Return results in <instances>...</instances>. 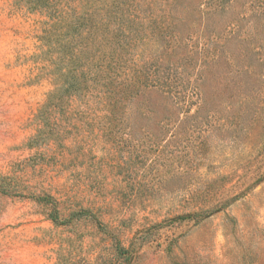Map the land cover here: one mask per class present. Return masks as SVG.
Masks as SVG:
<instances>
[{
    "label": "rangeland",
    "instance_id": "obj_1",
    "mask_svg": "<svg viewBox=\"0 0 264 264\" xmlns=\"http://www.w3.org/2000/svg\"><path fill=\"white\" fill-rule=\"evenodd\" d=\"M115 242L264 264V0H0V264Z\"/></svg>",
    "mask_w": 264,
    "mask_h": 264
},
{
    "label": "trees",
    "instance_id": "obj_2",
    "mask_svg": "<svg viewBox=\"0 0 264 264\" xmlns=\"http://www.w3.org/2000/svg\"><path fill=\"white\" fill-rule=\"evenodd\" d=\"M219 0H212L213 5L217 6V3ZM186 11V10H185ZM200 11V8L197 10ZM122 26L120 24H117L115 26V29L119 30ZM115 61H118L117 58H113L112 61H110L109 66H112ZM98 66V65H96ZM113 66H119L118 64H114ZM116 69V68H115ZM115 72V71H114ZM110 73L108 74L109 81L114 80L117 77V74ZM170 75L163 73L158 74V76L153 80V87L156 90V95L160 97V100H163L165 103H167L165 100L168 99V96L171 95L172 99L175 101V98L173 97V94L171 92V88L168 85ZM130 82L126 84V79L123 78L122 82H118L116 84V88L118 89V93H123L124 91L128 90L130 88ZM54 97V94L49 96L48 101H50ZM78 215H82V211L78 212ZM112 254L113 257H117L121 260L120 264H131V258L133 257L132 251L130 250V247L126 248L124 246H121L119 242H115V244L112 246ZM63 260H59V264H62ZM65 264V263H64Z\"/></svg>",
    "mask_w": 264,
    "mask_h": 264
}]
</instances>
